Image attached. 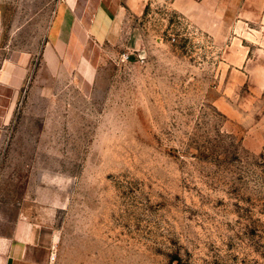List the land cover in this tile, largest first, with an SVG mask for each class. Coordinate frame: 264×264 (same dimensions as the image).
<instances>
[{
  "label": "rangeland",
  "instance_id": "obj_1",
  "mask_svg": "<svg viewBox=\"0 0 264 264\" xmlns=\"http://www.w3.org/2000/svg\"><path fill=\"white\" fill-rule=\"evenodd\" d=\"M60 1L0 0L3 56L33 58L0 206L23 201L55 232L54 264H264V83L240 59L257 36L157 0L123 32L137 50L90 42L85 85L75 58L54 76L42 61Z\"/></svg>",
  "mask_w": 264,
  "mask_h": 264
},
{
  "label": "crops",
  "instance_id": "obj_2",
  "mask_svg": "<svg viewBox=\"0 0 264 264\" xmlns=\"http://www.w3.org/2000/svg\"><path fill=\"white\" fill-rule=\"evenodd\" d=\"M157 0H61L42 50V61L51 76L63 72L64 64L75 58L77 73L85 85H90L98 55H87L92 44L123 45L127 49L142 45L139 30L123 33L132 22L143 16ZM160 1V0H158ZM171 7L189 18L199 29L211 33L214 24L220 32H241L243 38L256 35L258 53L250 49L240 56L247 65L244 73L258 77L264 83V0H171ZM2 16L0 14V146L3 143L19 97L32 73V56L7 58L2 53ZM253 42V41H252ZM256 42V43H255ZM138 49V48H137ZM134 49V50H137ZM237 60V58H236ZM255 61L253 66L250 62ZM251 67L254 70L251 73ZM263 80V82H262ZM1 153V152H0ZM10 210L8 211V209ZM23 201L0 206V264H54L56 234L39 222Z\"/></svg>",
  "mask_w": 264,
  "mask_h": 264
},
{
  "label": "built area",
  "instance_id": "obj_3",
  "mask_svg": "<svg viewBox=\"0 0 264 264\" xmlns=\"http://www.w3.org/2000/svg\"><path fill=\"white\" fill-rule=\"evenodd\" d=\"M130 57L129 56H126L125 59L128 60ZM56 257H57V254H53L52 257H51V260L52 261H55L56 260Z\"/></svg>",
  "mask_w": 264,
  "mask_h": 264
}]
</instances>
